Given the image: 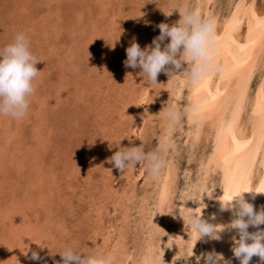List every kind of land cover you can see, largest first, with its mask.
Here are the masks:
<instances>
[{
	"label": "rangeland",
	"instance_id": "rangeland-1",
	"mask_svg": "<svg viewBox=\"0 0 264 264\" xmlns=\"http://www.w3.org/2000/svg\"><path fill=\"white\" fill-rule=\"evenodd\" d=\"M229 1L212 0L203 17L227 12ZM195 2L0 0V47L26 32L41 60L28 114L20 120L0 117V264H54L64 247L86 256L111 253L117 264H142L158 216L165 227L156 233L155 246L179 227L178 202L194 192L206 144L194 145L188 138L191 127L182 103L179 123L172 129L165 125L162 109L173 105L167 97L168 75L161 72L158 84L148 85L141 69L123 62L133 40L141 48L151 45L160 23L171 26L179 20L177 6L193 10ZM258 2L263 9L264 0ZM168 141L174 148L166 159L177 166L174 194L179 197L171 199L170 211L163 207L167 213L162 215L155 179L147 178L144 166L122 173L110 157L119 143L149 152ZM212 175L208 182L213 181L215 194L219 176ZM209 214L208 208L203 218L209 220ZM198 242L200 249L194 248L187 262L167 252L161 264H196L204 246ZM33 251L40 261L31 259Z\"/></svg>",
	"mask_w": 264,
	"mask_h": 264
},
{
	"label": "bare ground",
	"instance_id": "bare-ground-1",
	"mask_svg": "<svg viewBox=\"0 0 264 264\" xmlns=\"http://www.w3.org/2000/svg\"><path fill=\"white\" fill-rule=\"evenodd\" d=\"M211 1L196 0L193 10L203 17L209 13L208 8ZM229 2L230 6L228 5L227 12H217L211 18L203 17L213 21L220 45L217 60L222 71L198 84H191L182 75H179L182 69H178L176 70L177 75L169 79L167 89V97L177 109L179 103L184 104L185 110L191 109V111H186L187 123L191 127L188 129V138L191 135V142L194 145L202 140L206 144L199 159L197 185L193 186L196 190L193 188V193L189 191L194 195L198 189H203L204 193L200 203H203L205 207L201 210L202 217L209 208V222L224 224L230 223L233 217L230 211L221 212L219 210V197L223 194L229 195L234 188L250 189L264 186V8L259 7L258 0H230ZM210 6L212 7V5ZM256 74H258L257 80L253 83ZM166 124L168 123L166 122ZM164 138L167 139V137ZM176 173V164L170 162L159 178L154 181L157 185V187L154 185L157 188H155L157 191L154 190V192L156 191L157 193H155L158 195L155 201L159 205L157 212L162 215L164 211H167H163V207L167 205L170 211L171 199L177 195L174 194ZM212 174L219 176L215 194H212L213 181L208 182ZM147 178L151 177L147 176ZM192 195L179 199V202L177 199L173 200L179 204L175 217L178 222V225H175L179 227H175L168 233L166 241L158 240L156 246L154 245L155 238H157L155 235L157 232L159 234L165 224L162 227L164 219L162 220L160 216H158V220L154 218L157 223L154 224L152 234L151 232L149 234L150 237L148 236L150 247L142 256V264H161L163 261L160 260V257L163 258L167 252L172 253L171 259L174 258L173 260L180 257V239L185 238L187 232L185 231L186 225L179 213L183 212L184 207L198 211L195 208L199 207V203L191 200L182 201ZM244 197L253 204L254 210L258 211L264 206V194H256L253 199L251 193H244ZM213 215L215 218L211 219ZM259 227L264 229V225ZM249 231H256V229L250 227ZM165 233L164 231V235H166ZM235 235L236 232L233 230L221 233L222 238L219 241L205 238L200 254L215 250V252L223 254L225 259H231L232 264H239V260L233 256L231 251L232 237ZM198 245L194 246L195 250L199 248ZM250 264H259V258L252 257Z\"/></svg>",
	"mask_w": 264,
	"mask_h": 264
},
{
	"label": "clouds",
	"instance_id": "clouds-1",
	"mask_svg": "<svg viewBox=\"0 0 264 264\" xmlns=\"http://www.w3.org/2000/svg\"><path fill=\"white\" fill-rule=\"evenodd\" d=\"M153 2L156 3V0ZM175 10L179 13V20L171 26L160 23L157 26L160 34L151 45L141 48L133 40L125 50L127 58L124 65L141 69L140 74H143L148 85L158 84L157 77L161 72L172 78L177 75L176 70L182 69L179 75L191 84H198L222 71L217 60L220 45L213 21L203 18L186 5H179ZM166 39L168 42L165 44ZM39 62L41 60L31 50L26 32L16 33L11 42L0 47V117L20 120L28 114L31 99L36 93L34 82L41 72L36 67ZM162 116L169 129L174 128L181 119V113L175 105L164 107ZM119 145L110 157L113 167L123 173L132 166L142 164L152 179H158L168 167L166 153L174 148L170 142H162L158 149L149 152L140 146ZM203 193V189H198L194 195L182 200L199 203V207L195 208L198 211L184 207L183 212L179 213L188 235V239L184 240L183 255L179 259L187 262L193 256V248L198 241L205 238L219 241L221 233L234 230L236 235L232 237L231 251L239 264H250L254 256L259 258V264H264V229L259 227L264 225V206L258 211L254 210L253 204L244 197V193H251L254 199L256 194H264V187L234 188L227 195L228 198L224 194L222 198L219 197V210L232 213L233 218L226 224L212 223L202 217L201 210L205 205L200 202ZM214 218L213 215L211 219ZM250 227L256 231L250 232ZM58 254L62 259L54 261V264H117V257L111 253L86 256L71 247H64ZM31 259L39 260L40 256L33 251ZM201 260L203 264H232L231 259H225L223 254L215 250L196 256V264H200Z\"/></svg>",
	"mask_w": 264,
	"mask_h": 264
},
{
	"label": "snow or ice",
	"instance_id": "snow-or-ice-1",
	"mask_svg": "<svg viewBox=\"0 0 264 264\" xmlns=\"http://www.w3.org/2000/svg\"><path fill=\"white\" fill-rule=\"evenodd\" d=\"M262 187H264V186H262ZM225 198H228L227 195L225 196Z\"/></svg>",
	"mask_w": 264,
	"mask_h": 264
}]
</instances>
